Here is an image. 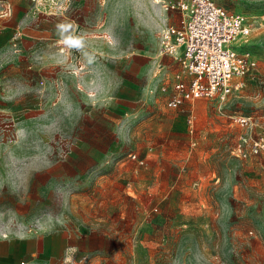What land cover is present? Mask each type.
I'll use <instances>...</instances> for the list:
<instances>
[{"label": "rangeland", "instance_id": "1", "mask_svg": "<svg viewBox=\"0 0 264 264\" xmlns=\"http://www.w3.org/2000/svg\"><path fill=\"white\" fill-rule=\"evenodd\" d=\"M170 1L0 0V240L60 227L96 248L57 264H264V153L234 156L247 130L229 117L253 114L264 134V28L223 106L170 108Z\"/></svg>", "mask_w": 264, "mask_h": 264}, {"label": "built area", "instance_id": "2", "mask_svg": "<svg viewBox=\"0 0 264 264\" xmlns=\"http://www.w3.org/2000/svg\"><path fill=\"white\" fill-rule=\"evenodd\" d=\"M165 9L179 15L160 33L161 51L179 65L167 105L175 109L186 101L206 98L223 106L241 88V79L258 67V59L247 43L254 30L264 28V12H235L215 0H171ZM229 117L233 124L247 130L234 146V156L248 159L263 154L264 134L252 135L258 118L241 112ZM189 123L193 127L192 119ZM126 158L135 166L145 163L135 152ZM21 264L31 263L22 260Z\"/></svg>", "mask_w": 264, "mask_h": 264}, {"label": "crops", "instance_id": "3", "mask_svg": "<svg viewBox=\"0 0 264 264\" xmlns=\"http://www.w3.org/2000/svg\"><path fill=\"white\" fill-rule=\"evenodd\" d=\"M73 232L72 229L56 227L48 232L32 230L4 238L0 240V264H20L22 260L31 264H57L65 257L67 248L82 251L96 249L93 244L87 250L80 248L75 241L77 233Z\"/></svg>", "mask_w": 264, "mask_h": 264}, {"label": "bare ground", "instance_id": "4", "mask_svg": "<svg viewBox=\"0 0 264 264\" xmlns=\"http://www.w3.org/2000/svg\"><path fill=\"white\" fill-rule=\"evenodd\" d=\"M154 2H155V3H159V2H160V0H154ZM165 10H166V9H165Z\"/></svg>", "mask_w": 264, "mask_h": 264}]
</instances>
